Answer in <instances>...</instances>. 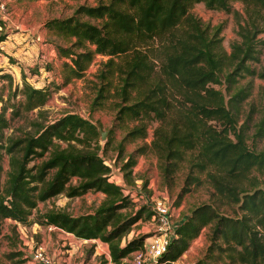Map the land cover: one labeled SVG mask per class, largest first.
I'll use <instances>...</instances> for the list:
<instances>
[{"label": "trees", "instance_id": "obj_1", "mask_svg": "<svg viewBox=\"0 0 264 264\" xmlns=\"http://www.w3.org/2000/svg\"><path fill=\"white\" fill-rule=\"evenodd\" d=\"M232 1L106 0L78 4L71 15L42 23L69 42L56 43L59 54L69 59L62 63L61 82H48L59 88L82 76L96 54L106 55L96 73L100 83L92 108L112 89L118 98L117 124L133 121L124 141L144 138L147 120H154L150 143L135 150H151L164 179L185 167V185L205 180L213 189L211 201L196 205L176 224L166 251L144 264L177 260L206 226L210 253L216 247L226 251L227 264H264V185L252 174L264 170V147L254 149L248 143L249 138H264V86L259 89L260 106L250 102L247 111L243 109L253 79L264 80V65L256 66L264 49V0H238L244 17L232 9ZM197 2L236 16L238 39L230 43V51L222 43V25L205 24L191 11ZM4 25L0 18V41L10 32ZM0 80L10 87L5 98L0 95V229L5 219L25 227L54 225L77 238L105 242L110 259L100 264H132L126 257L143 247L147 235H126L144 212L150 217L153 211L147 206L134 213L123 210L135 201L110 178V163L99 152L103 147L97 125L72 111L44 120L42 107L52 92L48 83L33 85L22 77L21 85L12 87L13 75L3 67ZM33 109L38 117L32 131L3 137L11 118ZM4 154L8 169L2 179ZM135 163L130 153L124 176ZM90 190L104 193L91 212L37 208L39 201L58 194L75 197ZM222 204L233 208V214L222 212ZM13 255H23L22 262L31 260L26 251L7 257ZM191 264L206 263L199 258Z\"/></svg>", "mask_w": 264, "mask_h": 264}, {"label": "rangeland", "instance_id": "obj_2", "mask_svg": "<svg viewBox=\"0 0 264 264\" xmlns=\"http://www.w3.org/2000/svg\"><path fill=\"white\" fill-rule=\"evenodd\" d=\"M6 5V20L4 27L10 31L4 41H1L6 51L0 54V67L5 65L4 61L10 63V69L13 76L12 87L15 83L21 85L22 77L31 82L33 85H47L52 90L48 100L43 105L44 120H52L60 116L64 112L72 111L89 118L92 122L106 131L104 138L100 137L98 130V140L103 148L99 152L105 157L111 166L110 178L124 184V188L133 194L135 204L129 205L123 210L134 213L141 206H147L148 210L153 211L155 201H161L169 208L167 215L168 223L164 226L173 227L190 210L196 205L211 201L210 192L213 190L207 181L203 180L200 184L185 185V173L187 168L179 169L169 179L161 176L158 168L156 156L151 150L139 153L135 149L143 142L150 143L153 137L154 120H147V133L144 138H136L133 141L123 140L125 131L128 126L133 124L132 120H126L121 126L115 120V101L118 98L111 92H107L101 104L92 108V100L97 93V87L100 83L96 76L100 68L101 61L106 59V55L96 54L92 62L84 70L83 75L73 78L59 88L48 82L53 79L58 83L62 79L63 61L69 60L66 56L60 55L56 49V43L60 45H68L69 42L63 37L57 35L53 31L42 27V23L51 17H64L73 13L78 4L86 3L90 5L97 4L99 1L106 0H2ZM232 9L242 10V3L238 0L232 1ZM191 11L198 16L203 23L212 25L221 24L220 35L222 43L227 51H230V43L238 39L236 34L237 22L236 16L232 12L223 10L209 9L203 2L195 3ZM83 18H87L83 16ZM241 19V18H239ZM97 22L94 19H91ZM264 37V32L260 34ZM93 47V46H92ZM264 65V49L261 60L256 64ZM48 68V69H47ZM61 78V79H60ZM116 79V78H115ZM247 79V78H245ZM243 79V81L245 80ZM253 89L250 97L244 102L243 109L247 111L249 103H254L259 107L261 103L259 89L264 86V80L260 78L253 79ZM219 87L218 84H215ZM225 91L224 84L221 86ZM7 81L0 80V95L4 98L9 91ZM106 93V92H105ZM19 98V94L16 99ZM2 101L0 100V106ZM37 109L24 111L18 117L10 119L9 127L3 129V137L9 135H19L23 131H32L34 129V121L37 119ZM10 116L9 113H7ZM256 116V113H254ZM244 119L243 111L239 119V123ZM251 131V130H250ZM248 143L254 149L264 147V138L255 139L253 142L249 138ZM123 145V149L120 147ZM133 153L136 163L132 166L131 173L124 176L126 170L123 164L127 161L128 155ZM3 174L8 169V155L4 154L2 158ZM252 174L257 176L256 183L264 185V170H253ZM146 185L143 186V181ZM75 181V178H73ZM187 187V188H185ZM183 188L185 189L183 191ZM104 193L100 191L90 190L83 195L75 197H67L64 194H58L45 201H39L37 208L45 210L47 208H65L72 214H80L91 212L102 201ZM222 212L233 214L231 207L226 204L220 205ZM34 211V210H33ZM147 212L138 219L129 230L126 238L145 234L147 236L154 232H159L161 220L157 215L151 214L147 217ZM209 228L204 227L200 234L194 238L188 249L175 261L169 264H191L199 258H203L206 264H227L230 260L226 251H220L217 247L210 253L208 247L210 245ZM68 237L72 242L71 258L90 259L95 249L96 242L77 238L70 234L64 233L60 228L54 225H39L33 223L31 226L25 227L20 223L11 219H5L0 229V260L3 264H37V261L31 257V260L20 261L23 255H13L7 257L8 253L17 251L32 250L34 244L44 242L47 253L56 259L57 253L63 240L67 242ZM97 243L100 240L97 239ZM70 248V247H69ZM100 244L98 251H100ZM103 248V247H102ZM108 249V247H107ZM109 250V249H108ZM106 259L103 256L96 255L94 262L100 264ZM108 264H113L109 262ZM234 264H240L239 261Z\"/></svg>", "mask_w": 264, "mask_h": 264}, {"label": "built area", "instance_id": "obj_3", "mask_svg": "<svg viewBox=\"0 0 264 264\" xmlns=\"http://www.w3.org/2000/svg\"><path fill=\"white\" fill-rule=\"evenodd\" d=\"M0 17L6 18V5L5 2L2 0H0ZM122 185L124 186V184ZM124 191L126 193H129V195L135 201V197H133L132 193H130L125 188ZM152 208H153V215H157L158 218L161 220V226L158 229L159 232H154L151 235L146 236L143 247L139 249H135L131 253V256L129 258L126 257V259L129 260L132 264H144V263L156 261L158 257L161 256L166 251L168 244L171 240V237L174 234V230L177 223L173 227L169 225L164 226L166 223H168V218H167V215L169 213L168 206L162 203L161 201H155ZM94 242H96L95 243L96 246L92 253V257L90 259L71 258L72 242L69 241L65 244L60 245L62 249L58 251L57 253L58 255L56 259L47 253L46 247L43 244L44 242H39L34 244L32 250L27 251V255H29L30 258L31 256H33L32 258L35 259L39 264H96L94 260L97 254L109 260L110 255H109V250L107 249V244L100 240L99 244L101 248L100 251H98L99 244L97 243L96 240Z\"/></svg>", "mask_w": 264, "mask_h": 264}, {"label": "crops", "instance_id": "obj_4", "mask_svg": "<svg viewBox=\"0 0 264 264\" xmlns=\"http://www.w3.org/2000/svg\"><path fill=\"white\" fill-rule=\"evenodd\" d=\"M1 18V17H0ZM3 19V21H5L6 19L5 18H2ZM4 24H5V22H4ZM2 41H4V40H2ZM2 42L0 41V47L3 49V52H5L6 51V45L4 46L3 44H1ZM5 50V51H4ZM3 52H0V54H2ZM7 52V51H6ZM4 63H5V65H3L2 64V66L1 67H3L4 69H6V70H9L11 73H12V71H11V69H10V63L9 62H5L4 61ZM12 75L14 76V73H12ZM38 86H40V85H38ZM64 233H66V234H70V235H72V236H74L72 233H67V232H65V231H63ZM84 240H91L92 242H94L95 240L97 241V239H83V241ZM71 242V240H70V237H68V240H67V242ZM65 240H63L62 241V243L61 244H65V243H67Z\"/></svg>", "mask_w": 264, "mask_h": 264}, {"label": "water", "instance_id": "obj_5", "mask_svg": "<svg viewBox=\"0 0 264 264\" xmlns=\"http://www.w3.org/2000/svg\"><path fill=\"white\" fill-rule=\"evenodd\" d=\"M98 130L100 131V137H101V138H104L105 135H106V131L101 130L100 127H98ZM31 257H33V256H31Z\"/></svg>", "mask_w": 264, "mask_h": 264}]
</instances>
